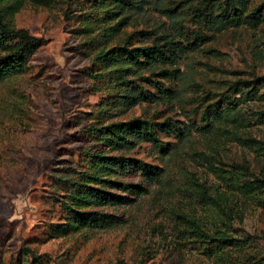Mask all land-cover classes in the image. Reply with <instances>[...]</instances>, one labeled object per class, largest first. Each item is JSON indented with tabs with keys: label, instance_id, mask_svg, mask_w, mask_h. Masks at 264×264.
Listing matches in <instances>:
<instances>
[{
	"label": "rangeland",
	"instance_id": "obj_1",
	"mask_svg": "<svg viewBox=\"0 0 264 264\" xmlns=\"http://www.w3.org/2000/svg\"><path fill=\"white\" fill-rule=\"evenodd\" d=\"M57 1L50 6L29 2L16 14V25L43 37L45 44L23 75L0 83V264H21L24 256L32 261L29 249L41 256V264H211L203 249L183 236L180 222L186 214L207 229L214 227L215 209L208 207L200 188L208 194L216 188L227 191L222 171L247 168V180L264 178V21L256 28L216 31L203 25L201 0L143 1L126 11V23L110 44L132 36L131 47L144 46L158 36L163 38L159 42L172 39L173 48L184 51L176 64L125 72L135 82L109 90L93 78L103 68L95 59L102 48L97 30L87 27L94 0ZM263 2L246 0L245 8L249 12ZM224 3L216 0L214 12ZM200 30L204 39L192 48L189 42ZM163 69L176 70L177 78L162 74ZM256 78L262 79L252 99L229 90L235 82ZM152 80L170 87L175 96L164 97ZM138 86L150 100L132 104L127 95L136 96ZM222 92L241 98L245 120L236 126L238 134L262 144L249 145L208 124L205 109ZM104 104L106 113L101 112ZM134 118L172 120L186 137L158 130L170 153L148 141L112 151L157 166L160 178L146 181L135 170L120 174V180L148 184L150 192L126 194L133 198L127 205L104 206L118 218L116 226L88 235H54L63 219L53 200L63 193L56 178L67 167L87 168L83 150L94 143L85 129L93 122ZM239 208L229 218L230 233L241 237L246 230L264 237V207L249 202L242 216ZM237 254V264H264L253 248Z\"/></svg>",
	"mask_w": 264,
	"mask_h": 264
},
{
	"label": "trees",
	"instance_id": "obj_2",
	"mask_svg": "<svg viewBox=\"0 0 264 264\" xmlns=\"http://www.w3.org/2000/svg\"><path fill=\"white\" fill-rule=\"evenodd\" d=\"M57 0H0V83L23 75L28 69L32 59L44 46L43 37L32 33L28 28L18 27L15 16L27 3L50 6ZM143 1L151 0H94L92 11L88 14L90 23L88 29L97 30L96 40L102 48L95 55L100 60L102 70L96 72L93 78L107 84L109 90L119 84L134 83L127 80L125 72L136 74L141 69H154L159 63L176 64L181 58L180 49L173 48L174 40L166 39L159 42L162 37L155 36L152 43L144 46L131 47L132 36L124 39L123 44H110L120 35L122 27L126 23L127 10L137 9ZM216 0H201L203 25L211 30L221 31L231 26L249 25L256 28L264 21V2L252 11L247 12L246 0H225L224 5L219 6L214 12ZM58 2V1H57ZM204 39L203 30L195 33L189 45L194 48ZM92 40V42H96ZM89 43V42H88ZM188 47V46H187ZM124 65V66H123ZM176 70L163 69L162 74L177 78ZM150 79V78H148ZM262 78L245 80L233 83L229 90L233 93H243L245 100L252 99L257 91V84ZM151 80V79H150ZM164 97L173 98L174 90L163 87L159 80L151 81ZM136 96L127 95L130 103L136 104L140 100H150L145 90L138 86ZM214 100V98H212ZM241 98L232 97L225 92L220 98L210 102L204 112V118L208 124L215 125L219 130L230 134L249 145H258L262 142L254 138H245L238 134L236 126L244 124L245 116L239 101ZM108 106L104 104L102 113H106ZM159 131L172 130L183 140L186 133L172 120L154 122L134 118L129 121H113L100 125L91 123L85 129V134L93 145L83 150L88 162L87 168L81 170L67 167L64 175L56 178L63 193H57L53 200L60 205L63 219L54 229L56 236H69L72 234L88 235L100 229L114 227L118 218L107 212L104 206L127 205L133 201L130 196H139L150 192L149 185L145 183L120 180L118 176L131 170L140 171L146 181L154 182L160 178L157 166L141 159L127 157L124 154L116 155L112 151L119 149H131L138 141L153 143L160 151L169 153L172 148L166 150ZM239 173L224 170L219 176L224 180L227 191L214 189L213 194L206 193L200 188L203 197L208 198L207 205L215 209L214 217L218 222L214 227L206 228L205 225L192 215H182L180 226L185 238L195 242V246L202 248L211 264H237L239 254L246 249H254L259 255L258 263L264 262V237L245 230L241 237H234L230 233L233 214L239 208L241 216L247 209V203L255 202L264 207V178L247 180L243 176L248 173L247 168H242ZM246 172V173H245ZM242 198L238 203L236 198ZM237 210V211H238ZM32 261L24 256L23 264H41V256L29 249ZM21 262V264H22Z\"/></svg>",
	"mask_w": 264,
	"mask_h": 264
}]
</instances>
